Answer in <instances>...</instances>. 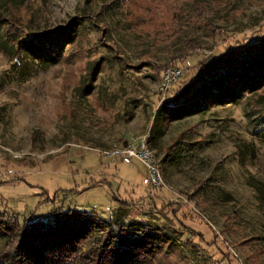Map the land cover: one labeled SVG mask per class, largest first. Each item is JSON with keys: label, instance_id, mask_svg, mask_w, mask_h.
I'll return each mask as SVG.
<instances>
[{"label": "rangeland", "instance_id": "374dc122", "mask_svg": "<svg viewBox=\"0 0 264 264\" xmlns=\"http://www.w3.org/2000/svg\"><path fill=\"white\" fill-rule=\"evenodd\" d=\"M7 1L23 40L76 36L55 61L21 50L13 75L0 38V213L95 211L134 236L167 238L144 264H264V86L165 128L159 116L208 80L202 62L264 38V0H0L11 18ZM202 3L220 37L189 23ZM172 67L183 75L160 95ZM141 140L158 188L144 185V163L111 155Z\"/></svg>", "mask_w": 264, "mask_h": 264}, {"label": "trees", "instance_id": "16d2710c", "mask_svg": "<svg viewBox=\"0 0 264 264\" xmlns=\"http://www.w3.org/2000/svg\"><path fill=\"white\" fill-rule=\"evenodd\" d=\"M230 3V8L225 9V19L233 17L230 12L236 9L235 3ZM5 8L11 18L0 10V38L4 44H9L11 50L4 53L12 62V75L23 67L21 50L33 57L55 61L53 55L59 56L63 45L74 42L76 30L73 28L43 39L23 40L17 32L18 18L14 12L11 13L16 6L7 1ZM209 15L207 3H202L196 6L189 23L213 38L220 37L224 30L216 26ZM186 45L190 50L198 48L192 41ZM183 57L174 56L171 61ZM201 64V71L208 80H200L182 106L159 114L160 127L165 128L172 121L204 112L216 105L233 103L245 93H256L263 88L264 38L246 48L228 50L211 62ZM259 186L257 192L261 191L262 185ZM0 241V264H144L169 242L167 238L150 237L144 232L134 236L124 225L100 220L95 211L62 209H56L49 217L35 219L30 216L22 222L18 217L8 218L0 213ZM247 259L252 260L250 256Z\"/></svg>", "mask_w": 264, "mask_h": 264}, {"label": "built area", "instance_id": "2783aa9c", "mask_svg": "<svg viewBox=\"0 0 264 264\" xmlns=\"http://www.w3.org/2000/svg\"><path fill=\"white\" fill-rule=\"evenodd\" d=\"M182 75V68L172 67L164 69L158 88L160 95L167 94ZM111 155L119 157L125 164L130 163L133 159L144 163L149 171V176L144 181V185H146L149 189L161 186L162 181L160 172L154 163L152 153L147 148L144 140L133 142L123 150H116L112 152Z\"/></svg>", "mask_w": 264, "mask_h": 264}]
</instances>
